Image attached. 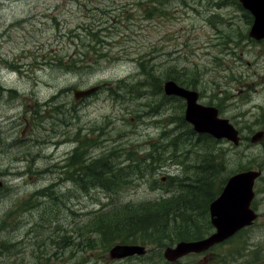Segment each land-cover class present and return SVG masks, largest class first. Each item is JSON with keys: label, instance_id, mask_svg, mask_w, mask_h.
Here are the masks:
<instances>
[{"label": "rangeland", "instance_id": "rangeland-1", "mask_svg": "<svg viewBox=\"0 0 264 264\" xmlns=\"http://www.w3.org/2000/svg\"><path fill=\"white\" fill-rule=\"evenodd\" d=\"M249 19L241 0H0V264H166L165 250L192 225L178 229L182 217L194 211L181 210L160 231H119L110 248L96 221L115 209L125 220L126 206L154 208L261 169L264 42L249 37ZM168 80L218 105L239 132L238 147L210 139L201 146L186 102L164 93ZM93 86L75 101L74 89ZM207 149L216 151L212 167L203 163ZM129 158H148L153 172L142 177ZM100 159L114 161L117 183L107 192L84 169ZM263 201L254 203V225L225 246L243 254L223 264H264ZM162 231L164 248L150 237ZM116 244L146 250L112 260Z\"/></svg>", "mask_w": 264, "mask_h": 264}, {"label": "water", "instance_id": "water-1", "mask_svg": "<svg viewBox=\"0 0 264 264\" xmlns=\"http://www.w3.org/2000/svg\"><path fill=\"white\" fill-rule=\"evenodd\" d=\"M242 1L243 5L245 4L247 8L252 10L254 15L256 14L257 21L253 27V34H255L264 27V0ZM97 89V87L87 90L75 89V100L84 99ZM165 90L168 95H177L187 100L186 119L192 122L198 131L204 133L210 131L219 138H227L234 141L235 144L239 143L238 132L229 124L228 120L219 119L216 109L206 108L197 104L198 95L196 92L179 87L173 81L165 84ZM259 134L261 135V133ZM259 134L252 138V142H256L257 137H260ZM259 175L258 172L251 171L231 177L219 199L211 205L212 223L217 231L202 241L195 243L183 242L178 244L175 249H167L165 258L169 262H175L183 255L204 251L216 244L223 243L234 236L237 231L251 225L256 219V215L251 208V203L254 198V184ZM2 186L3 182L0 181V188ZM110 254L113 259H121L136 254H144V249L138 246H116L111 250Z\"/></svg>", "mask_w": 264, "mask_h": 264}, {"label": "trees", "instance_id": "trees-1", "mask_svg": "<svg viewBox=\"0 0 264 264\" xmlns=\"http://www.w3.org/2000/svg\"><path fill=\"white\" fill-rule=\"evenodd\" d=\"M69 65H71L73 67V68H71L72 71L73 70L74 71L80 70L78 67H76L77 61L74 59H72L70 61ZM201 95L203 96V94H201ZM219 111L221 113L220 109H219ZM207 137H205V135L199 136L198 139L199 140L202 139L201 146L203 144L207 145L206 142L208 140H205ZM208 139H210V138H208ZM184 140H188V137H184ZM210 141L215 143V141H213L211 139H210ZM201 149H202V147H201ZM201 149H200V151H201ZM202 151H205L207 154L203 159V163L205 162L207 165L212 167V165L214 164V162L216 160V156H213L216 154V151L208 150V149L202 150ZM178 152H179V150H178ZM74 160H75V158L72 159V163H74ZM129 160L131 162L128 164L130 166V169L132 170L135 163H136V165L134 167V171L135 172L139 171V173H140V175H142V177H144L145 173H147L149 171H151V173L153 172V162L147 161L148 158H144L143 160L142 159L135 160L134 158H129ZM78 163L79 162H77L75 165H77ZM98 163L102 167V172L99 171L98 173H96V171L93 170V167ZM105 165L106 164L104 162V159L103 160L100 159V160L93 161L89 165H86L84 167V169L86 168V173L89 176V178H93L95 181H98L102 185H105V186H103V189L106 191L108 189V186L114 185L117 182H115L113 180L114 176H116V175L113 174L112 169H111V165L114 166V161H112L108 165V167L107 166L105 167ZM247 170H250V169H241V170L236 171L232 175L239 173V172H242V171H247ZM201 173L204 174L205 170H203ZM232 175H230V177ZM95 176H97V178ZM228 179H229V177L225 179L224 184H225V182H227ZM222 188L223 187L213 188L212 190L216 195L219 196ZM188 191L191 193H194V196H195V190H189L188 189ZM199 192H200V199H198V203H201L202 199L203 198L205 199V197H206L205 195L207 194L206 187L199 189ZM187 197L188 196L186 194H184V196H174V197L169 198V199L161 200L158 203L150 204V206H152L154 208H148V207L141 206V207L135 208V210H132V208H130L129 206H126V209L124 210V212H121L124 215H127L125 220H124L125 216L120 217L118 215L117 209L109 211V213L103 215L102 217L100 216L97 219L96 227L99 230L98 233L103 237L105 242L108 243L109 248H110L112 246L113 240L116 239V234L119 231H121L119 233V235L122 232L127 231V230L134 231V233L136 231H138V229H140L141 231L142 230L144 231L146 229H153V231H160V226L165 227V226L170 225L169 223H171L172 220L180 214L179 212H181V210L183 211V209H185V208H187V209L193 208V206H191L190 204L187 205L184 203V201ZM130 213H134V215H129ZM181 214H182V212H181ZM193 216L194 215L184 216V218L190 217L194 221H199L197 219H194ZM184 218H183V221H184ZM100 224H101V226H100ZM149 225H151V228H148ZM178 229H180V227ZM189 230H191V229H188V230L184 229L180 234L176 235V238H178L179 240L188 239L187 236L190 234ZM164 233L165 232L162 231L159 233H154L153 235L150 236V237H152L153 242L158 243L161 246V248L166 247V243L162 242V239H165ZM127 241H128V239H127ZM123 242H125V241H123Z\"/></svg>", "mask_w": 264, "mask_h": 264}, {"label": "bare ground", "instance_id": "bare-ground-1", "mask_svg": "<svg viewBox=\"0 0 264 264\" xmlns=\"http://www.w3.org/2000/svg\"><path fill=\"white\" fill-rule=\"evenodd\" d=\"M203 187L204 186L200 185L198 189H195V196L194 195L189 196L184 201L185 204H187V205L190 204L191 206H193V208H191V211H192V213L194 211V216H193L194 219H197L198 217L205 216L207 211L211 208V205L216 200L219 199V196L213 192L212 188H210L209 186L206 185V189H207V194L205 195L206 197H205V199L204 198L202 199L201 203H198V199H200L199 189H202ZM196 225H197V223L194 226L196 227ZM197 226L200 228L201 224L199 223V225H197ZM198 233H200V232L198 231Z\"/></svg>", "mask_w": 264, "mask_h": 264}, {"label": "flooded vegetation", "instance_id": "flooded-vegetation-1", "mask_svg": "<svg viewBox=\"0 0 264 264\" xmlns=\"http://www.w3.org/2000/svg\"><path fill=\"white\" fill-rule=\"evenodd\" d=\"M264 40L260 41V43H263ZM261 171L264 170V164L262 163V167L260 169ZM261 186H263V188H261L260 190L257 191V194L258 196L261 197L262 201H263V198H264V183L261 184ZM264 202V201H263ZM208 212V211H207ZM207 214V213H206ZM205 216L203 217H198L197 220H202L201 222H199L201 224L200 228L197 226L199 225V223H197L196 227L193 226L192 228H190L191 230L190 231V234H193V235H197V234H200L204 231L207 230V228L209 227L208 224L205 223ZM188 230V229H187ZM200 233H198V231ZM208 236V235H207ZM213 249H210L202 254H198V255H201V257L199 258L198 262L196 264H214V253L212 252ZM212 255V260H209L210 259V256ZM181 263V262H180Z\"/></svg>", "mask_w": 264, "mask_h": 264}]
</instances>
